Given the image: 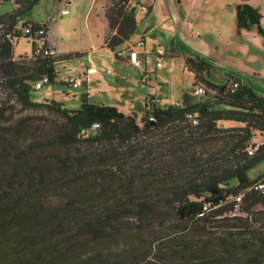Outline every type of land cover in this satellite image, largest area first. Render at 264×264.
<instances>
[{
  "label": "trees",
  "instance_id": "trees-1",
  "mask_svg": "<svg viewBox=\"0 0 264 264\" xmlns=\"http://www.w3.org/2000/svg\"><path fill=\"white\" fill-rule=\"evenodd\" d=\"M5 1L17 8L0 17V87L26 109L43 106L54 118L7 120V108L0 107V264H140L141 251L157 242L140 241L144 226L130 256L90 247L120 234L125 217L161 223L169 215L166 223L177 220L178 230L196 234L171 253L174 264H264V194L255 187L264 174L249 176L264 160V143L254 155L248 152L256 133L264 135V95L230 73L225 83L215 82L220 67L211 58L175 54L194 75L196 89L204 88L197 101L158 108L149 97L141 120L92 103L89 94L81 96L78 110L54 100L38 103L36 83L45 76L57 83V66L87 52L46 56L32 43L27 63L16 60L22 30L32 25L34 32L48 31V24L18 27L20 15L43 0L0 3ZM105 9L106 47L122 59L117 52L132 48L139 26L135 0H109ZM263 17L247 3L238 5L239 34L257 26L264 39ZM207 143L221 146L198 155L196 146ZM169 164L181 177H174ZM216 222L222 223L220 233L210 232Z\"/></svg>",
  "mask_w": 264,
  "mask_h": 264
},
{
  "label": "rangeland",
  "instance_id": "rangeland-1",
  "mask_svg": "<svg viewBox=\"0 0 264 264\" xmlns=\"http://www.w3.org/2000/svg\"><path fill=\"white\" fill-rule=\"evenodd\" d=\"M109 0H43L31 11L20 15L18 19V27L21 28L24 23L36 21L47 22L55 19L49 37L53 36L57 39L56 46L59 54H69L73 52H87L86 56L81 59L61 63L57 66L59 78L57 83L46 84L42 89L33 91V99L38 103L47 101H57L66 105L67 108L78 110L81 107V96L89 94V100L95 103V94H98L99 84L93 80L87 82L89 76H86L88 67H95L100 76H115L120 78L121 74H131L130 80L127 81L132 85V94L130 97L117 93L121 89L122 84L113 82V86L106 87L107 92L111 96H123L124 99L132 101L129 106H121L120 111L123 113L138 114L140 120L145 116L147 110L145 107L146 94L150 97H155L158 108H165L169 105L177 106L189 99L197 101L200 96L195 93L196 87L194 75L191 74L182 59V57H171L162 55L161 57L148 55L147 69L148 74L145 76L148 79L146 94L140 93L138 85V77L142 72L145 73V65L142 68L131 67L132 65L126 62L119 63L115 57L111 56L114 64L110 65L104 61V58L97 57L98 51L95 46L99 43L105 45L107 35V22L105 18V10ZM139 1L140 4L137 2ZM71 2V3H69ZM134 3V2H133ZM175 4L186 19V27L194 32V38L188 40V45L193 47L195 55L210 56L212 45L220 47L219 56H234L235 63L227 64L220 67V71L215 76V82L225 83L226 76L230 73L234 76H239L257 93L264 95V39L259 34L257 26L251 29H241L238 31L237 23V6L242 3H247L256 9H259L264 15V0H171ZM137 7V18L140 21L138 29L132 37L131 42H140L142 38L147 39L148 48L153 50L157 45H164L168 51L185 53L187 51L182 48L180 43L176 42L178 50L172 49L173 44L169 33L173 31L170 25L165 27L160 24L166 19V12L169 11L167 0H135ZM142 6L153 7V12L158 17L157 21L148 22L151 15H146L143 12ZM17 6L13 1H5L0 3V17L7 16L16 11ZM68 10V14L65 13ZM264 28V18L262 19ZM164 27V28H163ZM165 41H158V37ZM202 37V38H200ZM161 43V44H160ZM165 43H168L165 44ZM99 50V49H98ZM166 50V49H165ZM33 53L32 42L27 38H22L18 41L15 47L16 60L26 62ZM229 57H226L229 59ZM233 58V57H232ZM27 63V62H26ZM100 63V65L98 64ZM125 64L127 72L122 65ZM233 65L235 68H231ZM133 76V78H132ZM69 77L82 79L87 86L68 87L61 85V82H66ZM126 79V76H124ZM131 79L133 81L131 82ZM87 82V83H86ZM127 84V83H125ZM5 105L7 112L5 119L16 120L24 116H39L40 118L53 119L54 115L50 114L45 107L28 108L26 109L17 99V96L9 89L0 87V107ZM226 128L239 127L241 124L233 122H222ZM255 144L264 143V135L256 133L253 140ZM220 147V144H204L198 145L195 152L198 155L214 151V148ZM194 153V151H193ZM192 153V154H193ZM204 158L206 156H203ZM162 165V164H161ZM175 165V163H174ZM172 170L174 177H181V173L175 166L168 165ZM183 172V171H182ZM264 174V160L254 168L249 176L252 180L257 179ZM260 209V207H259ZM157 221L141 222L132 217H125L120 222L121 233L111 236L109 239L102 241L90 247V250L113 251L118 254L125 253L130 256L132 244H135L136 237L139 234V228L144 226L145 232L140 241L144 244L157 241L152 245V250L141 251L140 264H174L171 253L179 247L181 240H190L196 237L194 232L177 229L179 223L172 219L166 223ZM233 222V221H232ZM227 223H229L227 221ZM231 223V222H230ZM238 223V222H234ZM217 227L210 228V232H221V222L215 223ZM161 242L158 241L161 239ZM198 238V237H197ZM143 246H141V249ZM174 248V249H173ZM131 258V257H128ZM129 264H134V260L129 259Z\"/></svg>",
  "mask_w": 264,
  "mask_h": 264
},
{
  "label": "crops",
  "instance_id": "crops-1",
  "mask_svg": "<svg viewBox=\"0 0 264 264\" xmlns=\"http://www.w3.org/2000/svg\"><path fill=\"white\" fill-rule=\"evenodd\" d=\"M108 3H109V1H108ZM167 3L169 6V11H167L165 15L167 16L166 19L168 21H166L164 19L162 22H159V23L162 24L164 27L166 25H170L173 28V31L168 34V36H170V38L173 39L172 40V44H173L172 49H174L175 51L179 49V47L176 46V42H177V43H180L182 45V48L184 50L186 49L187 51H185V53L182 51L180 53H178V52L174 53V52L168 51L167 47H165L164 45L163 46L157 45L153 50H151L148 48L147 39L142 38L141 40H145V42H146L145 48H144L145 53L143 55L144 65H145L144 69H146V70H145V73L142 72V74H140V76H137L138 77V85L140 87V93L141 94H143V93L146 94V90H148L147 89L148 79L145 76L146 74H148V69H147V56L148 55L161 57L162 55H168L169 54L171 57L175 58L176 55L189 56V55H192V53H194L193 47L188 45V40L190 41V39L194 38L193 37L194 32L192 30L190 31L188 29V27H186V19L184 17V14H182L181 11L178 10V8H175L176 7V6H174L175 4H172L171 0H167ZM148 9L149 10L146 13V15H148V16L151 15L150 18H148V22H147L149 24L153 21L154 22L157 21L158 17L153 12V7H148ZM104 10H106L105 7H104ZM105 18H106V16H105ZM106 22H107V34H108L107 18H106ZM139 23H140V21H139ZM157 37H158V41H160V42L165 41V39H162L158 35H157ZM106 38H107V35H106ZM200 38H202V37H200ZM131 43L133 45L137 44L136 42H131ZM165 44L168 45V43H165ZM125 48H126V46H123L119 49V51L124 50ZM159 49H163L165 51V53L159 54L158 53ZM95 50L98 51L96 54L97 57L104 58V61L108 62V64L111 63L110 65H113L115 67H116V65L114 64V60L111 58V56L115 57V60L119 63H124V62H125V64H127L126 62L129 63V61L126 58H122V59L116 58L115 52L106 47V39H105V45H102V43H99L98 45L95 46ZM210 50L212 51V53H210V56H202V57L211 58V59L215 60L217 62V66L222 67V66H225L227 64L230 66V64L235 63V57L234 56H232L233 58L231 56L230 57L229 56H222V57L219 56V54H220V47L219 46L212 45V48ZM179 57H182V56H179ZM226 57H229V59H227ZM183 61H184V59H183ZM232 61H233V63H232ZM98 64L100 65V63H98ZM125 64H119V65H122V67L125 68L124 70L126 73L127 69H126ZM131 67L133 68V66H131ZM88 68H91V67H88ZM92 68H95V67H92ZM231 68H235V67L233 65H231ZM124 76H126V79L124 78ZM130 76H131V74H127V75L121 74L120 75L121 79H120L117 77L115 78V76H100L99 72L96 74L89 75L87 82H89V80L91 79L95 83L99 84L98 94H95L96 95L95 96V100H96L95 104L103 103L107 106L116 107L119 110H120L121 106H129V104H131L132 101L126 100L123 98V96L121 97L120 95L119 96H111V94H109L107 92L106 87L113 86L112 85L113 82H117V83L121 82L120 84L125 82L127 84L124 83L123 85H119V86H121V89H119L117 93H119V94L123 93V95H125L126 97H130V95L132 94L131 86H134L130 82L127 81V78L130 80ZM132 78H133V76H132ZM133 79H131V82L133 81ZM85 86H87V84ZM149 97L150 96L148 94H146L145 103Z\"/></svg>",
  "mask_w": 264,
  "mask_h": 264
},
{
  "label": "built area",
  "instance_id": "built-area-1",
  "mask_svg": "<svg viewBox=\"0 0 264 264\" xmlns=\"http://www.w3.org/2000/svg\"><path fill=\"white\" fill-rule=\"evenodd\" d=\"M71 3V2H69ZM143 12H148V7L142 6ZM65 13L68 14V10H65ZM55 19H51L50 21H47L45 23L48 24V28L46 31L45 29H40L39 32L33 31V26L29 25L28 27L24 28L21 32V36L27 37L33 44L35 43V50L38 54H44L46 56H57L59 55V52L57 50L56 42L57 39L55 38V33H53L52 37H49V34L52 30V26L55 23ZM1 27H0V35H1ZM18 40V38L16 39ZM145 40H141L135 45H132L131 49H124L117 52V55L121 58H126L129 63L135 67V68H142L144 65V58L143 55L145 53ZM159 54H164L165 51L163 49L158 50ZM98 73L96 68H87L86 76L96 74ZM66 82L70 84L72 87H82L84 86L85 82L80 78L75 77H69L66 79ZM50 83V79L48 76H45L41 81L36 83L35 88L37 90L42 89L46 84ZM238 84H235V87H237ZM197 95L202 98L205 95L204 88L200 87L197 88L196 92ZM192 119V122L196 125L198 124V120H196L194 117L190 116ZM151 120H155L153 117L150 118ZM260 144L251 145L248 149V152L250 155H254L259 150ZM259 191H261L264 194V182L259 181L255 186ZM243 195H238L235 197L236 203L240 204L242 202Z\"/></svg>",
  "mask_w": 264,
  "mask_h": 264
}]
</instances>
